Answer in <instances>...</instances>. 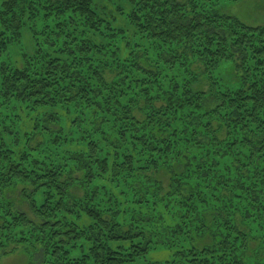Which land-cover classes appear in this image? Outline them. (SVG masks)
Masks as SVG:
<instances>
[{"label":"trees","instance_id":"1","mask_svg":"<svg viewBox=\"0 0 264 264\" xmlns=\"http://www.w3.org/2000/svg\"><path fill=\"white\" fill-rule=\"evenodd\" d=\"M225 1L0 0V58L27 28L40 54L0 66V108L37 114L83 101L104 138L87 137L76 170L50 159L34 170L0 111V259L21 250L31 264H264V26L222 12ZM226 62L235 90L215 77ZM44 116L57 145L61 119ZM110 121L115 137L100 133ZM101 180L133 181V206L122 210L132 200L123 191L121 203L110 195L91 207ZM164 215L173 218L161 227ZM157 228L173 257L162 263L148 260Z\"/></svg>","mask_w":264,"mask_h":264},{"label":"rangeland","instance_id":"2","mask_svg":"<svg viewBox=\"0 0 264 264\" xmlns=\"http://www.w3.org/2000/svg\"><path fill=\"white\" fill-rule=\"evenodd\" d=\"M116 5H121L117 4ZM221 11L226 13L227 15H231L240 19L244 24L251 25V26H264V0H227L224 2V5L221 7ZM109 13H114L113 11H109ZM120 13L117 12L116 15L119 19H121ZM118 22V26L120 29L125 30L127 32L131 31V27L128 25L127 20H122V22L116 20ZM44 26V24H42ZM39 29H44L40 28ZM43 31L42 33H44ZM43 42H47V38L41 37ZM25 41V42H23ZM132 43L136 44L139 43L144 49H151L149 48L146 42L140 41L138 38H132ZM21 43H14L10 49L8 54H4L2 58H0V66L2 64L10 66V68H14L16 66L22 67L24 63H27L28 60L34 59L36 56L40 57V54L37 55L39 49H37V43L30 34L29 28L25 29L23 40L20 41ZM60 42V39H59ZM28 44V45H27ZM60 49H56L59 51ZM48 52V50H47ZM52 52V50H49ZM36 59V58H35ZM215 77L220 80L225 86L231 90H235L238 86L239 77L236 74L234 63L233 62H226L222 63L219 68L215 71ZM78 103H83L82 108L79 105H73L69 108H65L66 105H58L55 109L50 110H38L37 114L32 113L29 109L24 106V108L20 106V108H13L15 103L8 104L7 106H3L0 108V111L3 112L5 115L6 122L12 121L14 126L18 128V134H12V139H17L18 141L13 143L12 145L16 147V152L18 156H26V160L28 163H25V166L28 168H34L37 170L39 165H46L49 164V159L53 164L56 166H65L66 171L76 170V164L73 161V157L75 155L84 154L88 156V142L87 137L91 136L92 142H99L102 141L104 138L100 137L98 131L93 124V121L100 118V113L97 111L95 107H87V104L83 101H78ZM53 113L61 119V133L58 135V142L59 144L55 145L56 143V136L47 134L44 130V113ZM36 115V116H35ZM110 121L108 124H105L103 128L101 127L100 133L104 136L105 134L107 137H115L117 135V131H112ZM34 129V131H33ZM56 131H60L57 129ZM110 131V133H109ZM33 132V133H32ZM29 133V136H32V142L27 143L26 135ZM87 133V134H86ZM85 136V137H84ZM137 137L138 135L130 134L128 138ZM89 141V140H88ZM57 142V143H58ZM129 144V143H128ZM13 148V147H12ZM132 154L134 155L133 159V166H137L139 160L143 158L141 152V147L137 149L131 148ZM119 154L122 151L119 150ZM122 164V163H120ZM103 181H99L95 186H99V191L97 192L98 197L95 200H92L90 206L99 208L101 205H105L107 200L109 199L110 195L115 201L122 202L123 196L121 192L128 191L129 198L132 199V191L129 189L131 181L129 182H122L121 185H113L109 189L103 187ZM94 190V189H92ZM91 190V192H92ZM21 188L19 190H15V192L11 195V200L17 202V196L20 195ZM74 193V192H73ZM76 196L83 195L82 189L75 190ZM40 200L39 197H37ZM21 200L19 199V202ZM129 200L124 204H121V208L124 211H127L128 208L132 207V202ZM130 204V206H129ZM148 206H152L149 203ZM160 210V209H159ZM22 212L30 213L28 206L25 204L21 208ZM164 211V210H163ZM153 212V211H152ZM152 212H148L150 215ZM155 216V213L154 215ZM172 215H164L163 222H160L161 227H166L169 220H171ZM70 221L75 222L76 220L70 219ZM87 222H83L86 224ZM80 224V223H79ZM163 229V228H162ZM156 230V231H155ZM158 230L161 228L151 230L153 235V245L157 247V249L149 254L148 260L152 262H166L172 259V253L169 252L167 249H164L163 243L165 242L166 236L159 235ZM0 264H31L27 255L21 250L16 251L12 254H9L0 259Z\"/></svg>","mask_w":264,"mask_h":264}]
</instances>
